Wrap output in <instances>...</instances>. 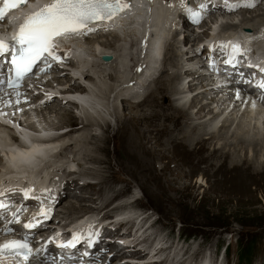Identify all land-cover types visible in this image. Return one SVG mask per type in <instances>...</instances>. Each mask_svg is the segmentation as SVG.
I'll return each mask as SVG.
<instances>
[{
	"label": "rangeland",
	"instance_id": "1",
	"mask_svg": "<svg viewBox=\"0 0 264 264\" xmlns=\"http://www.w3.org/2000/svg\"><path fill=\"white\" fill-rule=\"evenodd\" d=\"M261 7L264 8V0H262L259 5L255 4L252 8H238L234 11L221 13L218 19L220 18V22L232 21L233 19L237 23L243 20L244 23L249 21L251 24L252 22L262 20L263 16L261 18L257 17L259 16L257 13ZM244 17H246V19H244ZM251 17L253 18L250 19ZM216 19V17L213 18L215 22ZM212 22L213 21H209L207 24ZM134 31L137 35L138 29L136 28H130L123 32L129 37L134 35ZM176 31L177 30L173 29L171 31V45L169 46L168 41L165 44L163 43L165 47L164 51L163 48H160L158 52L159 57L165 59L163 62V69L165 67L166 71H168H165V73L163 72V74L170 77H174V72L179 68L178 63L177 67L173 65L174 63L176 64V62L174 59H170L171 53L168 52L175 50L174 45H172L174 38L180 40L179 48L184 46L183 49H185L194 41L200 43L204 37L203 33L196 32L194 34L192 30H189V32H187L189 35L186 37L185 41L181 42L182 36L180 35V31ZM185 33L186 32H184V34ZM91 35L92 34L84 38L85 41L80 39V45L82 44L81 47L83 46L82 49L84 50L83 56H85V52L90 54L91 47L99 51L97 45L100 46L101 44L94 45L88 43V40L91 39ZM123 39H126L125 36ZM127 42L128 41H126V44L124 41H122V43L120 42L125 51L131 49L133 46L128 45ZM184 43H186V45H183ZM117 44L118 42H115V39H110V47L113 48L111 49L112 52L117 53L120 51L121 57H124L123 59L127 66L134 54L131 51L127 53V51L126 53L130 55H128L130 59L129 57L127 58L117 47ZM106 47L109 48V46ZM167 53H169V55ZM116 67L121 68L117 66V64ZM120 71L122 70L119 69V72L118 69L116 72L112 69L109 70V72L115 74L116 78H114V80L122 81L123 76ZM104 74L105 75L101 73L100 75L99 72V74L96 73L93 77V79L95 78L93 83L95 82L100 88L105 87L106 84L111 86L110 82L113 81L108 78V73ZM162 80H166V78L164 77ZM151 81L147 94H149V91L154 86V80ZM85 83L86 86L90 84V82H87V79H85L84 84ZM183 84H185V82L180 84L174 79L171 84L167 86L166 90L164 88H159L154 92L152 91L153 93H151L150 96L154 99L153 102H155L154 104L156 105L157 111L145 108V110L141 112L144 116L140 118L139 114L141 113L128 104L123 105L124 108H122L121 102L124 101L123 98L114 99V96H112L110 98L114 100L112 101L111 108L109 106L107 109L110 113H113L111 115L110 113H106L108 119H106L105 125H103L104 123L102 126L91 125L83 131L81 130L83 128L80 122L84 116L81 118L79 117L82 114L79 108L80 105L76 108L72 107L74 105L71 103H57L55 100L52 101V98L49 99V102H52L50 105L59 109H57V111L67 112L72 110V116H67L65 113L64 116L61 117H64L62 119L64 122L60 120L63 123L62 126H58L60 129L69 126L81 127L80 129L78 127L75 128L80 132L75 134L66 132L68 135L65 134L56 140L70 144V146H67V149L65 148L62 150L58 160L62 162L67 161L69 159L67 153L70 152L71 156H74L75 153V156H77L74 157L78 161L75 166L78 168L74 174H71L75 180L72 181L70 185H89L76 189V195H72V197H76L72 199L73 202L67 201L69 198L66 197L70 194L68 191V195L60 199L57 203L59 207L63 206L64 208V211L60 214L64 215V218L67 220L71 218V215L77 216L80 214L79 216H82V214L87 211L89 207L88 204L91 203V206H95L92 202L95 197H98V201L101 202L104 197L111 194L102 195V193H100L104 192V189L97 185V183L100 182V178L106 181L105 187L109 192L111 189L109 188L111 187L109 178L119 179L122 180V182H114L115 187L117 189H119L120 186L121 189L123 187L125 188L120 196L125 199V201L137 199L133 207L126 209L133 211H138L137 209L142 208L145 209L146 211H144V213L154 222L152 231L156 234L161 236L169 235L171 237H176L177 235L184 246L188 250L191 249L195 254H199L205 248H209L210 251L216 252L219 248L218 244L228 243L231 257H235L238 245L240 247H238V250H242H239V252L241 251L240 255L248 249L249 253L247 257L248 255L250 256L243 262H239V264H245L247 262L250 264H259L260 260H264V167L258 164L257 161H264V148L255 156L247 151H234L235 146H227L223 140L214 139L213 141H206L202 139V142L198 144H189L188 137L183 136L188 134L184 131V124H190L186 116L188 111H181V113H178L175 112L176 110L173 111L170 105L175 102L182 103L186 101V99H190L189 97H191L193 93H188L189 95L183 96L179 95L180 97L175 95L177 97L176 100H172L173 96L170 95V98L166 95L168 92H172L173 87L180 88ZM54 89L58 90V87L54 86ZM126 94L125 92V95ZM100 97H103L102 94ZM148 97L144 104H148L152 100ZM184 97L185 99H182ZM111 100L109 99V101ZM105 102H107V99ZM38 105L44 107L45 104L39 103ZM112 105L119 109V115L121 114L120 112L124 113V118L120 121L116 120L117 116L114 113L115 108L113 109L112 107L114 106ZM35 106L36 105L30 108L33 110ZM35 114L37 118L35 119V123H27L22 125V127L30 131H38L42 128L41 125L43 124L45 125L52 121L56 124L60 123L59 118H56L54 113H45L42 117L38 112ZM101 122L102 119L99 123ZM194 122H197V120ZM128 123H131L132 127L131 124ZM59 128L51 129L50 131H58L60 130ZM210 129H213V127ZM1 130H3L4 133L3 137L6 132L9 135L7 129ZM178 130L180 131L178 132ZM131 131L135 133V137L138 139L135 142L136 144L129 140L130 137H132ZM169 132H173L176 138L174 142L172 141L173 143L171 142L172 144L167 141L170 135ZM91 134H93V137L90 138ZM76 140L78 142H76ZM262 140L264 144V139ZM74 142L77 143V145L74 144ZM216 142L217 144H215ZM218 142L221 144H218ZM203 143L204 145L202 146ZM189 145L191 147H189ZM217 146L225 150H216L215 147L217 148ZM224 146H227V148ZM72 151H74V153ZM222 154L223 157L221 156ZM84 169L85 172H83ZM56 175L58 177L65 176L62 172H57ZM80 175L82 177H80ZM86 176H89V178L91 177L93 184L88 182ZM75 181H77L78 185H76V183L74 184ZM71 189H73L72 186ZM78 193H82L83 195H78ZM83 196L85 198H83ZM80 199H84L81 202L82 208H85L84 210L79 209ZM88 201L90 202L88 203ZM67 203H69V205H66ZM122 209L124 210V208ZM92 210V212H94L96 208ZM223 221L228 223V225H220ZM248 221H255L257 224L253 225L254 227H250L244 224L248 223ZM116 257L113 260H116Z\"/></svg>",
	"mask_w": 264,
	"mask_h": 264
},
{
	"label": "bare ground",
	"instance_id": "2",
	"mask_svg": "<svg viewBox=\"0 0 264 264\" xmlns=\"http://www.w3.org/2000/svg\"><path fill=\"white\" fill-rule=\"evenodd\" d=\"M174 3L176 4V7L173 8ZM152 5L153 6H151L150 9H152V10H154L155 8L159 9L158 13H157L159 15V17L162 15L163 11L165 12V10L162 9L163 6L159 3V0H157L156 3H154ZM170 7L173 9V11L169 12V14H168L169 18L171 17L172 13H175L174 11H176V12L179 11V8L181 7V0H171V4L168 6V8H170ZM142 10L144 13H145V11H147V8H146V6H144L143 1L138 2V3H134L133 6L131 7V9L126 11V14L131 13V12H135L134 14H132L133 16H131L129 18V20H127L126 18H119L115 23V26L120 27L121 25H125L126 27L117 33H115L112 30H109V33H111L113 35H107V32L102 33V31H104V30H98V31L93 32L91 37H90L91 39L88 40V43L89 44L92 43L94 45L95 44L96 45L101 44V45L100 46L97 45V47H99L98 48L99 51L94 50L90 46L91 47V52H90L91 58H93L94 56H97V53H108V52L113 53L111 50L113 48L110 47L111 46L110 45V39L111 38H112V40L115 39V42H118L117 47L128 58L130 55L127 54L128 53L127 51H129V50L125 51V49L121 43H122V41H124V43L126 44V41H128L127 44L130 45V41L133 38H136L137 35L134 31L133 36L127 37L126 33L123 31H125V30L127 31V29H130V28H136L139 31V26H140L142 29L144 28L147 31V33L149 34V28L152 29V26H150L152 24L150 20H152V19L149 16L137 15L138 12H142ZM212 13H213V11H211L207 14H212ZM178 14L180 16L185 17L187 13H186V11L183 10L182 13H178ZM258 14H259V16H257L258 18H261L262 16H264V8H260L257 15ZM251 16H253V15H251ZM252 18L253 17H251L250 19H252ZM164 19H165V24H164L165 30H164L163 34H166L171 30L172 17L170 19H168L166 16V12H165ZM244 19H246V17H244ZM141 20H147L145 26L141 25V23H140ZM220 21L221 20L219 18L218 20H216V22H214V25L217 23L219 24V26H222V27H226V26L228 27L229 25H232V24L239 25L236 22L233 23V19H232V21H226V22H220ZM240 22H241V24H244V26H246V27L251 26V24H248L249 21L247 23H244L243 20ZM211 25L212 24L208 25V27H211ZM0 26H3V24H0ZM263 26H264V24H263ZM263 26H261V27H263ZM202 27L203 26L201 25L200 28H202ZM100 29H102V28H100ZM9 30L10 29L8 28V30L6 32H8ZM138 31H137V33H138ZM204 34H206V35H204V37L207 38V33H204ZM124 36L126 38L125 40L123 39ZM86 37L87 36H80L78 38H68V39L58 40L59 43L62 45L61 47L65 50L70 51V54L72 56L71 58L65 59V62H64V64L66 66L68 65L70 67V68H67V70H70L71 73L68 74L66 69H65L66 70L65 71L64 69L56 68L57 66L54 65L51 67L50 71L47 72L49 74H46V76L43 78L42 82L40 79L43 76L35 78V79H28L30 81L29 84L33 85L37 91L34 92V91H31V89L28 90L27 86L24 84L19 89L20 91H24L25 93L29 94V96H27L28 100H26V104L28 105V107H32V104H34L31 100L35 101V100L41 98L43 96V93H47L46 98H42L41 101L37 102L38 104L44 103L45 104L44 107H42V106L40 107V105L37 104L35 106V108L33 109V111H35L36 113L38 112L41 115V117L44 116L43 114H45V113H48V114L54 113L56 118L58 117L59 121H60L64 118V117L63 118H61V117L64 116L65 113L67 116L68 115L72 116V114H71L72 110L67 111V112L57 111V109H58L57 107L50 105V104H52V102H49L50 98H52V101L55 100V102H57V103L58 102L59 103H64V102L71 103L72 105H74L72 107H76V108H78L80 105L79 108L82 111V114L79 117L81 118L84 116L81 119L82 121L80 122L82 124L81 127L83 128V129H81L82 131L91 125L92 126L93 125L102 126L103 123H104L103 125H105L106 119H108L106 117V113H108V114L110 113V111L107 108L109 106L111 108V104H112V101L114 99L123 98L124 101L123 100H122L123 102L120 101L122 104V108H124L123 105L128 104L130 107L136 109L140 113L142 111H144L145 108L146 109L150 108V109L157 111L156 105L154 104L155 102H153L154 99L150 96V94L153 93L155 90H158L159 88H161V89L164 88L166 90L167 86L169 84H171L172 80L175 79L180 84L184 83V82H185V84H183L182 87H180V88L173 87L172 92L170 91L171 93L168 92V94H166V95H168V97H170V95H171V96H173L172 100H176L179 95L183 96V95H189L188 93H193L192 96L190 95L191 96V97H189L190 99H188V100L186 99V101L182 100L183 101L182 103L181 102L180 103L175 102L174 103L175 105L174 104L170 105V107H172L173 111L176 110L175 112L181 113V111H183V112L188 111L186 113V116L188 117L190 124L189 125H187L188 123L184 124V127H185L184 131H185V133H188V134H185L183 136L188 137L187 139H188L189 144H198L199 142H202V139L206 140V141H213L214 139H217L220 141L223 140L227 146H232V145H233L232 147L235 146L234 151H237V152L247 151V152H250V154L255 155V156H257L258 152L264 148V144L262 143L263 142L262 139H264V109L261 108L258 103L251 102V101H245L243 99H240V100L235 99L234 102L236 104L235 103L233 104L232 102H230L231 98H229V100L226 103L221 101L220 97H219V93H218L219 92L218 87H216V88H210V86L207 87L208 83H205V80L207 78L205 76H203V74L189 70L187 63H184V61H190L193 59L191 54L193 51V47L195 46L196 43L191 44V51H189V52H191V54H186L187 52L182 54V52L178 51L179 49L178 50L176 49L177 44L175 43V41H173L172 45H174L175 50L174 51L173 50L168 51V52L171 53L170 59L172 58L176 62V64L174 63L173 65H176V67H177V63L179 64L178 70H176L174 72V77L173 76L170 77V76L163 74V72L165 73L166 68L164 67V69H163V67L161 65L162 61H160L161 68L157 71V74L155 76H152L149 80V82L151 81V79L154 80L153 81L154 86L149 91V94H147L144 98L142 97L141 100L135 101V100H131L130 98H126L125 97L126 95L124 96L122 89L119 87V86H121L122 81L114 80V78H116V76L113 72L108 73V78L113 80L112 82H110L111 86H108L106 84L105 87L100 88L98 85L95 84V82L93 83V81L95 79V78L93 79V77L96 74L97 70L94 71L92 68L90 70L87 68V65H89V60H87L86 55L83 56L84 55V53H83L84 50L82 49L83 46L81 47L82 44L80 45V39L84 40V38H86ZM151 39H152V37H151ZM185 44L186 43H184V45ZM106 46H109V48H107ZM169 46H170V43H169ZM100 47H102V48H100ZM160 48H161V45H159V43L152 48V50H154V49L157 50V56L158 57H159L158 52H159ZM118 53H119V51L117 52V54ZM169 53H167V54L169 55ZM137 54H138V52H137ZM118 56H120L119 62H120L121 67H122V69H120V70H124V67H125V70H127L128 65L127 66L125 65V60L123 59L124 57L122 58L120 53L118 54ZM133 57L136 60L139 58L138 55H134ZM73 59L76 60L75 64H73L71 62V60H73ZM129 59H130V57H129ZM103 60L107 61V59H104V58H103ZM112 62H113V60L110 62H106L105 65H108ZM110 66L114 72L117 71L118 68L115 65L110 64ZM115 68H117V69H115ZM72 70H73V72H72ZM118 72H119V69H118ZM147 72H149V70H147ZM166 72H168V71H166ZM101 73H103V75H105L104 72H100V75H101ZM185 74H187V75H185ZM50 75L53 77L50 78ZM75 75H77V76H75ZM78 76L80 77V79H78ZM141 76L142 75L134 74L131 71L130 78L127 81H124V83H127L130 79H134L135 83L133 85H137L140 81L142 82L144 80V78L140 79ZM81 77H83L84 81H85V79H87V82H90V84L89 85L87 84V86H86V83L84 84L81 81ZM164 77L166 78V80H162V78H164ZM167 82H168V84H167ZM45 85H46V87H45ZM54 86H57L58 90H55ZM126 90L128 91V89H126ZM6 93H8V92H6ZM55 94H62V97H59L58 95H55ZM101 94L103 97H100ZM112 96H114L113 100H111V98H110ZM148 96L152 100L148 104H144V102ZM0 98H1L0 99V151L1 152L0 153L2 155H4V157L7 156V158L10 159V161H13V162L16 161V163L19 162V159H20L19 156L26 159L27 161H29L32 158H34L35 160H37V159L43 160L44 157H53L55 155V152H53V153H51V152L55 148H57V149H59V152L61 153L63 144L65 143L64 141H61V142L56 141L57 139H59L61 136L65 135V134H67L68 132H71L72 134L80 132L77 129H71L67 133L65 132V133L59 135V137H57V138H52V137H55L57 135V133H50L51 132L50 130L51 129H57V128H59L58 126H60V125L62 126V124H63L61 121L58 124H56L55 122L52 121V122L47 123L48 125L47 124L41 125V127L43 129L41 128L38 131H30L29 133L24 132L25 134L24 135L22 134V137L18 140L19 142L25 141V139H27L28 135L34 136V138L35 139L38 138V140H37V142L33 143L32 147L29 149L21 148V147H19V145L12 143V140L14 139L10 136V131H12V127H9L8 124H9V122L13 123V121L15 119L13 115L16 113H19L18 111H15V109L16 110L21 109L22 107L26 106V104L25 103L22 104V100L20 101L19 104H13V103H15L16 97L13 94H9V93H8V95H5L4 97L1 96ZM9 99L12 101V103L10 105H6L3 101H7ZM20 99H22V96H20ZM106 99H107V102H105ZM109 99L111 101H109ZM182 99H185V97ZM108 102H109V104H108ZM152 102H153V104H152ZM253 104H255V107H253ZM128 105H126V106H128ZM112 106H114V105H112ZM115 106L117 107L116 104H115ZM115 106L112 108L113 109L115 108L116 112L114 111V113L117 116L116 120L120 121L122 118H124V113L120 112L121 114L119 115V112H118L119 109L116 108ZM228 106H231V107H228ZM203 108H204V112H203ZM112 113H110V115ZM160 115H161V113H160ZM16 116L18 117L19 115L17 114ZM143 116H144L143 113L139 114V118L143 117ZM101 119H102V122L99 123V121ZM193 119H195V120H193ZM196 120H197V122H194ZM62 121L64 122V120H62ZM128 124H131V123H128ZM55 127H57V128H55ZM77 127L79 129L81 128L79 126H76V128ZM131 127H132V124H131ZM211 127H213V129H210ZM1 129H7L9 131V136H10L9 139H6L2 136L3 130H1ZM180 130H181V128H180ZM180 130H178V132ZM130 133L132 134L131 135L132 137L129 136L130 137L129 140H130V142L135 143L136 140H138V139H137V137H135V133L133 131H131ZM169 133H170V135L168 136L167 141L170 144H172L176 138H175L173 132H169ZM66 136H64V137H66ZM91 137H93V134H91L90 138ZM51 138H52V140H50ZM139 141H142V140H139ZM76 142H78V141L76 140ZM74 144L77 145V143H75V142H74ZM215 144H217V142ZM218 144H221V143L218 142ZM203 145H204V143L202 144V146ZM44 146H48V147L51 146V149L44 147ZM68 146H70V144H68ZM227 146L226 147L224 146V147L227 148ZM189 147H191V146L189 145ZM215 149L216 150L219 149L220 151L225 150L224 148L221 149L220 146H217V148L215 147ZM31 151H35V152H31ZM141 151H143V150H141ZM229 151H230V149H229ZM28 152H31V153L28 155L24 154V153H28ZM221 156L223 157V154ZM227 158H229V157H227ZM80 160H79V162H80ZM77 162L78 161L75 157H74V159L71 160V164H73V163L76 164ZM257 162H258V164L263 165L262 167H264V161H262V162L257 161ZM27 167H28V165H26L25 167H22V168L14 169V170L11 169V170H9V173L13 174L14 176L24 175L26 179L30 180L31 169H29ZM38 172L39 171L37 170L36 175H35V180L37 182H39L37 179V173ZM72 172L73 171H68V174H71ZM83 172H85V169ZM80 177H82V176L80 175ZM86 178L91 180V177L89 178V176H86ZM72 181H74V180H72ZM99 181H100V182H98L99 185L104 184V186H105L106 181L104 179L100 178ZM116 181L120 182V183L122 182V180H119V179L117 180V179H110L109 178V184L111 186L109 188H111L110 189L111 194L109 196L104 197L103 198L104 200L102 199L101 203L96 201V203H97L96 207L91 206V203L88 204L90 202V201H88V203H86V204H88L90 208L88 207L87 211L83 214H89L90 212L93 211L92 209H94V208H97V209L102 208L103 209V208L107 207L110 202H112L114 199L119 197L123 193L125 188L123 187L121 189V186H120L119 189H116L114 187V182L116 183ZM71 183L72 182H67L68 185H70ZM75 183H76V185H78L77 181H75L74 184ZM83 186H89V185L88 184H86V185L81 184L79 186L73 185L72 186L73 189H71V187L67 188L65 193L67 194L68 191L70 193L66 197V198H69L67 201L73 202L72 199H74L76 197H72V195H74L76 193L77 188H79V187L82 188ZM78 195H83V194L78 193ZM102 195H105V194L102 193ZM83 198H85V197L83 196ZM97 199H98V197H97ZM83 200L84 199L79 200V203H80L79 209H82V210L85 209V208H82V205H81L82 204L81 202ZM136 200L137 199H134V200L130 201L129 203L121 204L120 207H122L124 209L128 208V207H133ZM92 201L94 202L95 199H93ZM84 202H87V201H84ZM69 203H67L66 205H69ZM123 214H125V213L123 212ZM113 247H114V245L112 243L99 244V245H96L95 249H93L90 254L92 255V253L97 252L101 256V258H103L102 262L105 263L106 262V253H103L100 248H103L105 250H110ZM70 253H71V255H73V253H78V251L75 249V250H71ZM138 253H139V250H134L132 254L134 255V254H138ZM4 258L5 259L0 260V264H12V262L9 258H7L6 256H4ZM107 264H132V262L125 260L121 257H116V260H113L112 262L107 263Z\"/></svg>",
	"mask_w": 264,
	"mask_h": 264
},
{
	"label": "snow or ice",
	"instance_id": "3",
	"mask_svg": "<svg viewBox=\"0 0 264 264\" xmlns=\"http://www.w3.org/2000/svg\"><path fill=\"white\" fill-rule=\"evenodd\" d=\"M34 0H3L0 6V21H4L9 11L26 7L28 3ZM181 6L184 7V0H181ZM224 6L229 11L240 8H252L255 6V0H247L241 3H229V0H224ZM132 7V0H48V2L39 5L37 10L28 13L23 22L19 25L17 34L13 37L11 46L5 40H0V58L6 55L10 56L8 63L11 67L8 69L6 79H0V85L6 83L7 88L12 90L15 95V103H20V96L22 93L19 89L22 83L33 74V69L36 68L39 73H47L51 69L53 63H62V58L57 54L59 39L78 38L80 36H87L98 30L108 31L109 29H100L97 26L105 22L113 20L115 17L122 15ZM194 25H199L204 19V14L209 10V4L205 3L199 5L198 10H193L188 7L184 9ZM221 50L228 51L227 59L223 61L224 64L230 65L233 69L240 64L242 55L246 53L239 43L228 42L219 45ZM215 50V49H212ZM42 64L43 66H40ZM209 69L213 73L217 72L216 62L209 61ZM252 67V65H249ZM259 71L264 73V67H260ZM225 76L231 77L232 72L226 71ZM240 80L232 81L234 84L249 83L243 79L244 73L240 72ZM227 82V81H226ZM29 87L32 85L29 84ZM256 87L264 92V78L256 82ZM235 94L237 98L241 95V90L237 87ZM8 95V93H5ZM264 98V97H262ZM6 105H10L12 101L9 99L3 101ZM255 107V104H253ZM12 191V190H10ZM24 199L29 198L31 189H24ZM4 195L0 192V196ZM0 209L7 211L9 205L0 201ZM19 211V210H18ZM39 215L44 219L48 218V211L41 207ZM13 221L19 222L16 213H13ZM40 226L39 222H28L23 225L26 229H33ZM91 227V226H89ZM11 231V229H7ZM59 235V234H57ZM99 233L89 231L87 236H81L80 232L72 234V239L66 243L57 244L59 249L75 248L81 240H85L88 248H92L98 243ZM41 251H47V248L36 249V255ZM9 254L16 257H23L24 261L34 259L32 247H30L27 238L22 240H8L3 245H0V255ZM82 255H89L88 252Z\"/></svg>",
	"mask_w": 264,
	"mask_h": 264
},
{
	"label": "trees",
	"instance_id": "4",
	"mask_svg": "<svg viewBox=\"0 0 264 264\" xmlns=\"http://www.w3.org/2000/svg\"><path fill=\"white\" fill-rule=\"evenodd\" d=\"M245 225H249L250 227H254L253 225H255V224H257V222H251V221H248V223H244ZM208 225H212V224H208ZM220 225H228V223H226L225 221H223L222 223H220ZM239 247V246H238ZM240 248V247H239ZM239 250H241V249H239ZM242 251V250H241ZM240 251V252H241ZM249 253V251H248V249H246L245 251H244V253H241V255H242V259H245L246 257H247V254Z\"/></svg>",
	"mask_w": 264,
	"mask_h": 264
},
{
	"label": "water",
	"instance_id": "5",
	"mask_svg": "<svg viewBox=\"0 0 264 264\" xmlns=\"http://www.w3.org/2000/svg\"><path fill=\"white\" fill-rule=\"evenodd\" d=\"M103 58L109 60L111 57L108 55H104Z\"/></svg>",
	"mask_w": 264,
	"mask_h": 264
}]
</instances>
